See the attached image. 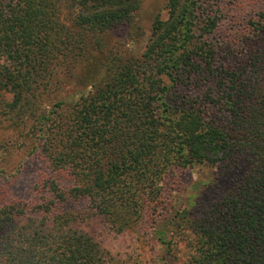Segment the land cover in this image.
Returning <instances> with one entry per match:
<instances>
[{
    "label": "trees",
    "instance_id": "16d2710c",
    "mask_svg": "<svg viewBox=\"0 0 264 264\" xmlns=\"http://www.w3.org/2000/svg\"><path fill=\"white\" fill-rule=\"evenodd\" d=\"M141 8L0 0V121L39 162L29 200H0V264H138L80 222L153 229L195 168L213 172L158 230L161 264L179 245L264 264V0H165L146 37Z\"/></svg>",
    "mask_w": 264,
    "mask_h": 264
},
{
    "label": "rangeland",
    "instance_id": "374dc122",
    "mask_svg": "<svg viewBox=\"0 0 264 264\" xmlns=\"http://www.w3.org/2000/svg\"><path fill=\"white\" fill-rule=\"evenodd\" d=\"M164 1L142 0V8L135 17V24L142 26L145 37L150 32V23L155 14L159 13L161 17H166L163 9ZM115 37H117L116 34ZM126 42L133 53L139 54L144 39ZM65 92L61 94H65ZM15 138V129H12L7 121H0V200L15 198L27 201L31 196L30 189L38 172L39 162L31 157H26V152L18 149ZM13 145L15 148L11 151ZM9 149L10 151H8ZM212 172V169L199 168L184 171L182 178L185 185H181V190L172 192L174 207L167 221H159L153 229L131 225L126 227L125 231L116 233L96 217H88L79 225L89 231L100 245L116 258L130 260L138 264H161L164 247L156 238L158 230L165 227L170 229V226L167 227V225L172 223L170 221L175 209L186 205L188 199H193V196L200 192L202 184L211 178ZM176 254L178 264H181L184 259L181 245H179V251Z\"/></svg>",
    "mask_w": 264,
    "mask_h": 264
}]
</instances>
